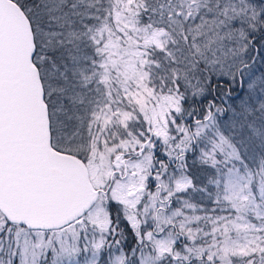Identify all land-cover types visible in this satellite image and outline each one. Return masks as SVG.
<instances>
[{
	"label": "snow or ice",
	"instance_id": "1",
	"mask_svg": "<svg viewBox=\"0 0 264 264\" xmlns=\"http://www.w3.org/2000/svg\"><path fill=\"white\" fill-rule=\"evenodd\" d=\"M0 264H264V0H0Z\"/></svg>",
	"mask_w": 264,
	"mask_h": 264
}]
</instances>
